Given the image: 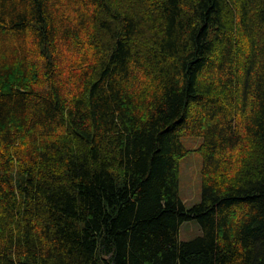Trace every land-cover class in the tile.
<instances>
[{"label":"trees","instance_id":"1","mask_svg":"<svg viewBox=\"0 0 264 264\" xmlns=\"http://www.w3.org/2000/svg\"><path fill=\"white\" fill-rule=\"evenodd\" d=\"M0 264H264V0H0Z\"/></svg>","mask_w":264,"mask_h":264},{"label":"rangeland","instance_id":"2","mask_svg":"<svg viewBox=\"0 0 264 264\" xmlns=\"http://www.w3.org/2000/svg\"><path fill=\"white\" fill-rule=\"evenodd\" d=\"M183 143L191 151L180 159V186L179 195L187 208L201 201L202 197V156L196 150L202 142L198 136H183ZM202 235L198 220H189L180 226L179 237L183 241L195 239Z\"/></svg>","mask_w":264,"mask_h":264}]
</instances>
